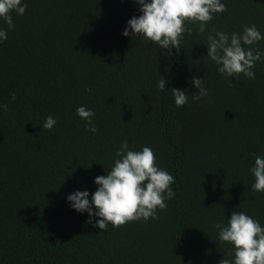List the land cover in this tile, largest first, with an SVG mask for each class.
<instances>
[{"label":"trees","instance_id":"trees-1","mask_svg":"<svg viewBox=\"0 0 264 264\" xmlns=\"http://www.w3.org/2000/svg\"><path fill=\"white\" fill-rule=\"evenodd\" d=\"M224 2L204 34L189 24L171 53L122 35L140 15L135 0H27L23 15L12 13L0 43V264H219L230 245L213 220L242 210L264 225V193L251 190L249 171L251 154H264V60L254 78H225L203 42L212 28L264 33V0ZM252 47L264 51V40ZM196 75L208 89L200 100ZM173 87L185 89L184 106ZM80 105L95 112L96 133L85 131ZM49 114L57 123L43 129ZM124 139L154 150L175 196L156 219L101 230L66 197L94 192Z\"/></svg>","mask_w":264,"mask_h":264},{"label":"clouds","instance_id":"clouds-1","mask_svg":"<svg viewBox=\"0 0 264 264\" xmlns=\"http://www.w3.org/2000/svg\"><path fill=\"white\" fill-rule=\"evenodd\" d=\"M140 15L132 16L122 35L139 36L171 53L178 50L184 33H191L189 24H197V31L204 34L208 22L214 14L227 10L224 0H135ZM28 7L27 0H0V21L7 28L0 27V43L7 40L8 32L14 28L12 13L23 15ZM198 22V23H197ZM264 40V33L255 25H244L242 32L231 33L218 29H208L204 38L207 57L216 64V70L225 78L243 73L254 78L253 71L257 62L264 60V51L252 47ZM164 76L157 81L160 91H167ZM191 83L198 89L192 95L200 100L208 95L203 77L192 76ZM171 94L177 107L188 102L185 89L171 88ZM91 91V89H86ZM15 99V96H13ZM0 109L8 110L6 103ZM76 114L85 121V131L96 133L95 112L85 105L76 108ZM57 118L49 114L41 126L51 130ZM254 164L249 171L255 177L251 190L264 193V154H251ZM114 163L106 175L94 177L97 188L90 194L88 189H76L66 197L69 206L79 213L87 212L89 222L104 230L109 223L113 227L128 221L147 222L157 217V209H165L166 201L175 196L171 185L175 178L166 169L156 164L154 150L147 145L136 150L129 147L124 139L115 150ZM99 217V219H94ZM212 227L217 230L221 244L230 245L219 264H264V225L258 218L242 210H234L227 222L213 220ZM234 253V254H233ZM231 257V258H227Z\"/></svg>","mask_w":264,"mask_h":264}]
</instances>
